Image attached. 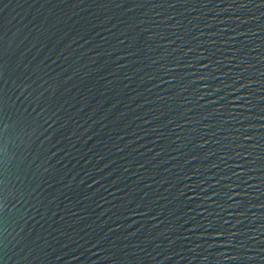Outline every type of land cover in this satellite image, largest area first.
Segmentation results:
<instances>
[{"label": "water", "instance_id": "95a60500", "mask_svg": "<svg viewBox=\"0 0 264 264\" xmlns=\"http://www.w3.org/2000/svg\"><path fill=\"white\" fill-rule=\"evenodd\" d=\"M0 264H264V0H0Z\"/></svg>", "mask_w": 264, "mask_h": 264}]
</instances>
